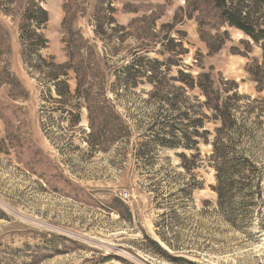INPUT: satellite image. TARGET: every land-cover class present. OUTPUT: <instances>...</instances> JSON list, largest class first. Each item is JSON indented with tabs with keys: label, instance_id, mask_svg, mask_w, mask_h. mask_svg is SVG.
I'll return each mask as SVG.
<instances>
[{
	"label": "rangeland",
	"instance_id": "374dc122",
	"mask_svg": "<svg viewBox=\"0 0 264 264\" xmlns=\"http://www.w3.org/2000/svg\"><path fill=\"white\" fill-rule=\"evenodd\" d=\"M30 1L0 0V264H264V189L255 209L238 194L221 212L212 190V147L195 138L198 165L185 171L180 155L197 151L160 145L164 139L186 145L181 133L156 134V122L174 113H162L150 85L117 84L134 58L163 62L170 50L182 54L185 73L196 78L211 72L216 88L222 81L236 83L240 95L264 100L246 70L251 60H261L262 50L228 29L230 41L210 56L197 16L188 19L183 11L186 0H45L48 22L39 33L47 45L29 57L20 27ZM67 11L103 69L93 86L129 128L126 140L106 152L88 144L87 104L76 95V74L51 78L63 73L54 67L69 60ZM175 16L181 23L165 29ZM248 42L252 53L246 57ZM179 70L173 67L169 79ZM185 98L191 105L204 101L197 91ZM205 128L213 140L216 125ZM255 134L262 163L264 136ZM141 144L148 146L138 151Z\"/></svg>",
	"mask_w": 264,
	"mask_h": 264
},
{
	"label": "trees",
	"instance_id": "16d2710c",
	"mask_svg": "<svg viewBox=\"0 0 264 264\" xmlns=\"http://www.w3.org/2000/svg\"><path fill=\"white\" fill-rule=\"evenodd\" d=\"M44 1L31 0L22 18L20 32L23 52L29 57L37 55L47 45L45 37L39 33V29L48 22V13L41 7ZM183 11L189 13L188 19L197 16L198 35L205 43L210 56L222 51L230 41L228 29L242 32L253 45L262 50L261 60H251L246 70L256 85V92L259 95L263 94L264 0H186V11ZM67 14L63 23L65 32L63 40L68 49L69 60L62 66L54 67L63 73H51V78L58 80L60 77H67L68 71L76 74V95L79 99L84 98L87 104L90 129L88 144L94 150L106 152L113 145L123 139L126 140L129 128L115 106L103 104L101 101L103 96L101 88L98 87L96 90L92 84L95 79H99L100 74H103L97 52L88 46L78 31H74L68 11ZM98 20L101 21V17ZM180 23L181 20L175 16L174 25L164 28H173ZM100 28H103L102 24ZM246 45L247 53L243 56L247 57L252 53V49L251 43L248 42ZM151 52V49L146 51L147 54ZM167 54L168 57L163 62L149 60L148 57L134 58L117 77L118 86L137 88L141 84L150 85L152 89L149 95L152 99L158 100L162 113H174L173 116L156 122L158 126L156 134L158 137L175 138L181 133L188 141L186 145L169 143L166 139L160 145L165 148L197 151V154L190 157L180 155L185 171L190 173L198 165L200 153L197 148L200 143L195 138H203L204 144L212 147L209 163L215 171L216 179L212 190L218 197L217 207L221 212H226L230 208L238 194H245L247 199L244 202L248 200V204H252L250 206L255 209L262 200L264 189V162L261 163L255 153L256 131L261 130L264 136V100L240 95L236 83L222 81L219 88H216L211 72L201 73L195 78L181 69L182 61L179 57L182 54L170 50ZM42 63L45 65L46 61ZM173 67L180 70L177 77L169 79L168 72ZM172 81L179 85H171ZM61 84L70 93L68 84L66 82ZM188 91L199 92L204 101L191 105L185 98ZM176 111L180 113L175 114ZM184 121L188 124L182 129ZM79 124L80 117L77 116L74 125ZM206 124L216 125L213 140H210L209 136H212V133L206 130ZM201 130H204V133L201 134ZM247 144L249 147L245 149ZM145 146L148 145L141 144L137 150L141 151ZM234 220V226H237L235 224L239 222V216L234 217ZM103 261L105 260L99 264H105ZM123 264L131 263L123 261Z\"/></svg>",
	"mask_w": 264,
	"mask_h": 264
},
{
	"label": "built area",
	"instance_id": "2783aa9c",
	"mask_svg": "<svg viewBox=\"0 0 264 264\" xmlns=\"http://www.w3.org/2000/svg\"><path fill=\"white\" fill-rule=\"evenodd\" d=\"M127 196V195H126Z\"/></svg>",
	"mask_w": 264,
	"mask_h": 264
}]
</instances>
